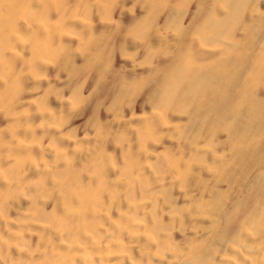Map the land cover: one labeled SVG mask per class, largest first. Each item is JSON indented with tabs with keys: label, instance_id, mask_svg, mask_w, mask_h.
I'll return each mask as SVG.
<instances>
[{
	"label": "bare ground",
	"instance_id": "bare-ground-1",
	"mask_svg": "<svg viewBox=\"0 0 264 264\" xmlns=\"http://www.w3.org/2000/svg\"><path fill=\"white\" fill-rule=\"evenodd\" d=\"M0 264H264V0H0Z\"/></svg>",
	"mask_w": 264,
	"mask_h": 264
}]
</instances>
